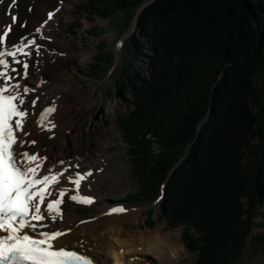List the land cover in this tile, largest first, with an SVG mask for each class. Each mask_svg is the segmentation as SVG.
I'll list each match as a JSON object with an SVG mask.
<instances>
[{
  "label": "trees",
  "instance_id": "trees-1",
  "mask_svg": "<svg viewBox=\"0 0 264 264\" xmlns=\"http://www.w3.org/2000/svg\"><path fill=\"white\" fill-rule=\"evenodd\" d=\"M149 1L82 5L124 34L138 16L110 88L135 103L120 118L140 183L133 197L165 185L162 211L171 227L186 225L193 264H237L250 236L264 243L252 232L264 225V0ZM99 49L97 77L116 54L106 39Z\"/></svg>",
  "mask_w": 264,
  "mask_h": 264
},
{
  "label": "rangeland",
  "instance_id": "rangeland-1",
  "mask_svg": "<svg viewBox=\"0 0 264 264\" xmlns=\"http://www.w3.org/2000/svg\"><path fill=\"white\" fill-rule=\"evenodd\" d=\"M65 1L67 3L69 0H15L14 3L13 0H0V35L12 21L13 14L19 19L17 24L13 23L17 25L18 32H11L10 42L20 40V34H25V31L28 34L40 25H45L50 19L48 14L57 11V15L50 21H54V25L59 26L58 29H51L47 23L45 29L48 31L43 29L39 37L42 42L39 44V53L35 51L32 54V69L41 71L38 78L31 81L29 89L34 91H30L32 96L27 100L31 110L26 132L29 133L27 138L35 141L33 147L50 156L59 147L68 149L77 142H83L84 150L82 149L79 157L80 165L84 168L77 169L81 173H88V166H92L86 156L91 152H102L105 158H111L115 164L104 173H99L96 167L90 170L92 176L96 175L93 189H79V192H89L94 196V200L87 205H76L68 201L63 215L58 216L60 224L57 226L70 232L76 226L86 222L90 224L96 219L107 225L110 214H106L105 209L115 201L123 200L130 210L122 213L120 224L124 227L145 233L161 227L164 233H172L174 241H178L181 247L184 245L176 261L157 264H193L198 252L188 250L184 244L182 233L186 225L171 227L156 196L152 199L133 197L139 193L140 183L133 173L132 145L125 141L123 129L120 127V118L128 115L133 108L132 96L121 92L115 97L110 94V88L117 82L121 63L129 58L130 52L123 43L132 30L124 34L123 31L112 28L113 24L109 18L83 11L82 5L88 0H75L71 5L67 3L64 6ZM21 25L24 26V31ZM103 39L107 40L110 48L117 50L119 62L117 68H111L109 75L97 77L91 74L89 69L92 67L94 56L101 52L99 43ZM32 100H37L34 106L31 104ZM48 102L58 107L54 114L55 121L51 124L55 127H43V130L34 133L32 128L38 120L39 110ZM102 129H106L109 137L107 142H93L92 139ZM88 141L91 142L87 146ZM74 161L67 160L68 164L65 166L75 167ZM67 183L76 190L67 175L58 187ZM87 217L91 220H86ZM260 219L261 216H258L257 220ZM263 231L264 225L260 224H256L252 230L253 234ZM86 235L91 236L88 233ZM96 238L99 239L98 234ZM66 244L81 247L73 243ZM237 264H264V243L250 236Z\"/></svg>",
  "mask_w": 264,
  "mask_h": 264
},
{
  "label": "snow or ice",
  "instance_id": "snow-or-ice-1",
  "mask_svg": "<svg viewBox=\"0 0 264 264\" xmlns=\"http://www.w3.org/2000/svg\"><path fill=\"white\" fill-rule=\"evenodd\" d=\"M52 15L50 12L49 18ZM12 19L14 22L15 16ZM39 31L37 28L36 32ZM7 34L5 31L0 35V264H93L88 256L58 245L57 239L66 233L51 229L45 222L50 221L54 225L57 215H62L59 209L62 199L48 200L51 192L47 190L60 173L38 175L47 158L26 150L25 145L35 144L34 140L20 138L21 134L29 135L24 131L28 110L23 105L25 96L34 89L26 85L21 88L17 76L27 77L29 64L16 58L18 52L30 55L26 51L29 46L34 47L38 54L40 46L34 38L25 37L17 43L4 45ZM13 64L20 65V70L17 71ZM36 102L32 100L31 104L34 106ZM52 111H55L54 107L43 109L41 122ZM47 171L51 173L52 170ZM75 175L76 179H68L78 188L83 176L79 172ZM65 191L67 189L59 191L58 196L62 198ZM70 198L77 200L75 195ZM83 199L91 202L90 198Z\"/></svg>",
  "mask_w": 264,
  "mask_h": 264
},
{
  "label": "bare ground",
  "instance_id": "bare-ground-1",
  "mask_svg": "<svg viewBox=\"0 0 264 264\" xmlns=\"http://www.w3.org/2000/svg\"><path fill=\"white\" fill-rule=\"evenodd\" d=\"M73 1L75 0H69L67 3L71 5ZM67 3L65 1L64 6ZM47 23L48 26L51 27V29L52 28L58 29L59 27L54 25L55 23L54 21H49ZM52 24L54 26H51ZM14 25L15 24H13L11 21L10 26L12 28V32L14 31L13 33H17L18 32V30H16L17 25L15 26ZM21 27L22 30L24 31L25 28L22 25ZM43 29H45V26L44 28H42V31ZM26 32L27 31H25L24 33ZM21 34L23 35V33ZM29 34L38 35V33L35 31L29 32ZM17 58H20L19 55H17ZM39 72L41 71L36 72V69L34 68L30 70V72H28L26 81L31 83L32 80H34L35 78L37 79L38 78L37 76L40 74ZM47 120L48 119H43L42 122L41 119L38 120L35 123V127L32 128L33 129L32 132L36 133L40 129L43 130L44 129L43 127L45 123H47ZM114 126L116 127V125ZM115 127L112 128L114 129ZM20 138L29 141V139L26 136H23V134L21 135ZM108 139L109 137L107 136L106 129H102L101 132L97 136H95L92 140L93 142L103 141L106 143ZM90 142L91 141H88V143H86L87 146ZM28 145L29 144H26L25 148H27ZM82 149H83V142L82 144L80 142H77L71 145L68 149L59 147L54 152H52L51 155L46 160H44L43 165L44 167L57 166L59 168L62 166V164L59 163L60 161H65V160L67 161L69 160L70 157H74L76 160L79 159L80 158L79 156H81L80 153H82ZM103 154L104 153L102 152L88 153V157L92 162V166L90 167L92 169L95 167L98 168L97 170L99 173L100 171H102L101 173H104L108 171L109 170L108 168H111L112 165L113 166L115 165L111 158L109 157L105 158ZM75 162L80 164L78 160ZM70 175H72L73 179L77 178L75 173H70ZM92 175L91 174L85 175L83 180H81L78 188L89 189V190L93 189L92 187L94 185L95 182L94 178L96 177V175L95 176ZM71 188L72 187L65 185L61 187L60 190L67 189L68 191ZM106 210L107 209H105V211ZM121 216H123V214L117 212L110 214L109 217L107 218L108 220L107 225H103L102 220L100 221L97 219L96 221L90 224H88V222L82 223L81 225L73 228L70 232L68 233L65 232L66 234L59 237L56 243H58L59 245H62L64 243L77 244V246H81L79 248L82 249L85 255L94 258L98 262H102V264H157L160 262H168V261L172 262V260L173 261L177 260L178 256L182 252L184 245H182L183 247H181L178 241H174L172 233H167V234L164 233L161 227H156V229H154L153 231L150 229V231H147L146 233L140 230L133 231L120 224ZM87 233L91 236H87L86 235ZM96 234L99 235V239L96 238Z\"/></svg>",
  "mask_w": 264,
  "mask_h": 264
},
{
  "label": "water",
  "instance_id": "water-1",
  "mask_svg": "<svg viewBox=\"0 0 264 264\" xmlns=\"http://www.w3.org/2000/svg\"><path fill=\"white\" fill-rule=\"evenodd\" d=\"M151 1L153 2L154 0H150L149 2H151Z\"/></svg>",
  "mask_w": 264,
  "mask_h": 264
}]
</instances>
